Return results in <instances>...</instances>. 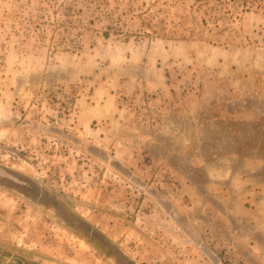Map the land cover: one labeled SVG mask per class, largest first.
Returning <instances> with one entry per match:
<instances>
[{
    "label": "rangeland",
    "instance_id": "obj_1",
    "mask_svg": "<svg viewBox=\"0 0 264 264\" xmlns=\"http://www.w3.org/2000/svg\"><path fill=\"white\" fill-rule=\"evenodd\" d=\"M230 5L0 0V264H264V0Z\"/></svg>",
    "mask_w": 264,
    "mask_h": 264
},
{
    "label": "flooded vegetation",
    "instance_id": "obj_2",
    "mask_svg": "<svg viewBox=\"0 0 264 264\" xmlns=\"http://www.w3.org/2000/svg\"><path fill=\"white\" fill-rule=\"evenodd\" d=\"M19 174H14L12 171H9L3 167L0 166V177L7 178L13 185H21L20 183L31 185L30 181H26L27 179ZM0 256L6 259V261L9 260V258L0 251ZM25 262L24 260H13L12 264H19Z\"/></svg>",
    "mask_w": 264,
    "mask_h": 264
},
{
    "label": "trees",
    "instance_id": "obj_3",
    "mask_svg": "<svg viewBox=\"0 0 264 264\" xmlns=\"http://www.w3.org/2000/svg\"><path fill=\"white\" fill-rule=\"evenodd\" d=\"M199 1H200L201 5H205V6L209 7L211 11L218 9L219 7L222 8L225 5H230V3H231L230 6H233V4H235L237 2V0H199ZM227 10L230 11L229 7H228V9L226 8V10H225L226 12H229Z\"/></svg>",
    "mask_w": 264,
    "mask_h": 264
}]
</instances>
